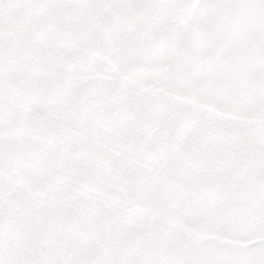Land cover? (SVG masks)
<instances>
[{"label": "crops", "instance_id": "1", "mask_svg": "<svg viewBox=\"0 0 264 264\" xmlns=\"http://www.w3.org/2000/svg\"><path fill=\"white\" fill-rule=\"evenodd\" d=\"M163 2L156 16L167 22V9L181 6ZM15 3L0 0V12L36 10L29 0ZM82 8L50 11L64 14L63 28L84 45ZM252 10L251 21L209 14L172 35L162 22V42L135 70L130 47L144 45L151 28L118 42L112 27L101 32V11L92 16L94 91L112 95L104 106L111 111L100 117L94 99L98 115L91 113L105 123L124 119L126 128L125 150L95 148L100 159L78 181V220L93 227L63 237L87 264H264V14L259 1ZM20 44L0 40L5 52ZM118 44L128 46L116 52L128 63L123 73L110 52Z\"/></svg>", "mask_w": 264, "mask_h": 264}, {"label": "rangeland", "instance_id": "2", "mask_svg": "<svg viewBox=\"0 0 264 264\" xmlns=\"http://www.w3.org/2000/svg\"><path fill=\"white\" fill-rule=\"evenodd\" d=\"M29 1L36 9L33 13L0 12V40L21 43L13 52L0 46V264H87L85 254L77 253L63 237L93 227L92 220H78V181H86L92 161L100 159L93 156L95 148L125 150L121 133L126 128L124 119L105 123L94 118L98 115L94 101L101 104L104 117L111 111L104 106L112 94L108 89L101 95L94 91L92 16L101 11V27H112L118 42L131 40L128 33H140L146 24L151 28L144 45L130 47V67L135 70L145 67L138 61L146 62L150 50L162 42L157 36L162 22L172 35L179 26L194 30L209 14L251 21L256 2L264 14V0H171V7H181L176 14L167 9V22L156 16L161 4H167L164 0H63L58 5L55 0ZM21 3H15L16 8ZM59 6L66 10L84 6V45L77 42L75 30L71 34L63 28L64 14L50 11ZM68 15L73 25L75 14ZM101 27L102 33L108 28ZM127 47L118 44L110 51L122 73L129 66L116 52H128ZM103 63L109 69V61ZM119 103L112 106L115 112L123 110L124 103Z\"/></svg>", "mask_w": 264, "mask_h": 264}]
</instances>
